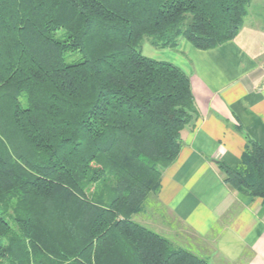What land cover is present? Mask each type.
<instances>
[{
    "label": "trees",
    "instance_id": "1",
    "mask_svg": "<svg viewBox=\"0 0 264 264\" xmlns=\"http://www.w3.org/2000/svg\"><path fill=\"white\" fill-rule=\"evenodd\" d=\"M251 0H0V264H212L134 217L199 118L189 75L147 57L231 41ZM212 160L264 199V149Z\"/></svg>",
    "mask_w": 264,
    "mask_h": 264
},
{
    "label": "crops",
    "instance_id": "2",
    "mask_svg": "<svg viewBox=\"0 0 264 264\" xmlns=\"http://www.w3.org/2000/svg\"><path fill=\"white\" fill-rule=\"evenodd\" d=\"M199 111L181 131L177 159L161 176L139 222L212 264H264V199L224 183L212 160L237 166L246 139L264 149V26L251 23L214 49L177 47ZM139 215V214H138Z\"/></svg>",
    "mask_w": 264,
    "mask_h": 264
},
{
    "label": "rangeland",
    "instance_id": "3",
    "mask_svg": "<svg viewBox=\"0 0 264 264\" xmlns=\"http://www.w3.org/2000/svg\"><path fill=\"white\" fill-rule=\"evenodd\" d=\"M244 23L246 25H249L251 23H258L260 25L264 26V0H251L250 5L247 10V14L244 19ZM141 52L143 55L158 59V60H165L172 63H176L177 60H182L180 58H186L183 57L180 53H178V50H170V49H161L154 47L150 44V42L146 39L143 40L141 43ZM177 59V60H176ZM144 213H140L139 215H136L134 219L139 222H146L150 223L151 219H149V215L144 216Z\"/></svg>",
    "mask_w": 264,
    "mask_h": 264
}]
</instances>
